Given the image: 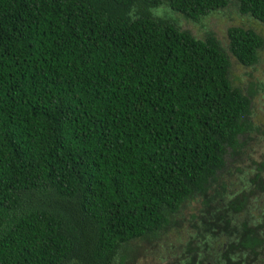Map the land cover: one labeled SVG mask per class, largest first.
Returning <instances> with one entry per match:
<instances>
[{
  "label": "trees",
  "instance_id": "trees-1",
  "mask_svg": "<svg viewBox=\"0 0 264 264\" xmlns=\"http://www.w3.org/2000/svg\"><path fill=\"white\" fill-rule=\"evenodd\" d=\"M231 2L264 25V0H0V264H126L120 249L204 195L239 148L250 101L211 34L153 10L195 23ZM226 37L238 64L256 63L257 33ZM252 169L202 221L223 222L228 248L209 254L197 239L180 264L232 260L231 248L264 256V214L233 218L264 195V155Z\"/></svg>",
  "mask_w": 264,
  "mask_h": 264
},
{
  "label": "rangeland",
  "instance_id": "rangeland-1",
  "mask_svg": "<svg viewBox=\"0 0 264 264\" xmlns=\"http://www.w3.org/2000/svg\"><path fill=\"white\" fill-rule=\"evenodd\" d=\"M153 11L197 39H203L208 33L211 34L228 58V78L231 85L248 97L250 103L248 115L244 118L247 128L245 133L238 137L239 148L232 156L225 158V169L208 182L204 192L207 202H204V195L188 198L180 209L169 217L167 225L156 236L129 244L127 251L120 249L118 251L120 255L123 253L131 258L126 264H180L183 253L187 254L190 249L197 251V239L199 242L204 240L207 253L216 252L224 243V236L218 235L213 241L209 227L211 224L203 226L202 221L208 219V212L216 213V209L225 210L224 208L228 206L223 202L228 204L236 200L231 197L242 192L251 175L255 173V169L252 168L263 162L264 155V45L257 52L256 63L251 67H243L229 54L226 37L228 28L241 27L253 30L264 41V25L250 17L240 15L233 2L195 23L184 20L167 5H161ZM247 170L253 172L248 173ZM261 175H264V172H261ZM229 197L231 200L226 202ZM260 199L261 197L254 194L252 205L242 204V211L233 217L235 221L246 220L248 215L255 216L260 207ZM239 202L241 199L233 206H238ZM221 223L223 225L222 221ZM132 257L135 260L132 261ZM118 260L117 258L116 264H120ZM192 263L195 264V261Z\"/></svg>",
  "mask_w": 264,
  "mask_h": 264
},
{
  "label": "flooded vegetation",
  "instance_id": "flooded-vegetation-1",
  "mask_svg": "<svg viewBox=\"0 0 264 264\" xmlns=\"http://www.w3.org/2000/svg\"><path fill=\"white\" fill-rule=\"evenodd\" d=\"M263 177H264V175H262V178ZM262 182L264 183V181H262ZM258 196L261 197V199H260V202H259L260 203V207H259V210L256 213V216L264 214V195H258ZM243 221H245V220L242 219L241 222H243ZM239 222H240V219H239ZM226 228L227 227L223 226L221 222H220V224L219 223L212 224L210 226V233H211V235L213 237V241L215 240L216 235H219V234H223L224 235L226 233V231H227ZM263 229H264V225H263ZM238 230L240 231V234H242L244 232L240 228ZM222 248H228L226 243L222 244ZM226 251H227V253L228 252L230 253L231 258L234 257L232 260H230V258H227V256L224 257V255H221L220 257H216V255L214 254L216 252H214L213 255H212L213 257L211 256V258H209V260H210L209 263H205V264H262L264 262V259H263L264 256L260 255V254H257L256 256H249L248 257L246 254H244V251L241 252V251H239L237 249H232L231 248V249H227ZM239 253H243V255L238 258V257H236V255L239 254ZM195 262H196V260H195Z\"/></svg>",
  "mask_w": 264,
  "mask_h": 264
}]
</instances>
